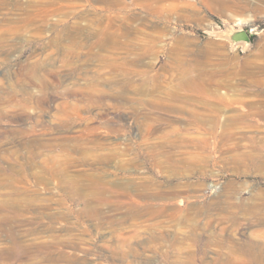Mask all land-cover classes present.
<instances>
[{
  "label": "rangeland",
  "instance_id": "374dc122",
  "mask_svg": "<svg viewBox=\"0 0 264 264\" xmlns=\"http://www.w3.org/2000/svg\"><path fill=\"white\" fill-rule=\"evenodd\" d=\"M8 263L264 264V0H0Z\"/></svg>",
  "mask_w": 264,
  "mask_h": 264
},
{
  "label": "water",
  "instance_id": "95a60500",
  "mask_svg": "<svg viewBox=\"0 0 264 264\" xmlns=\"http://www.w3.org/2000/svg\"><path fill=\"white\" fill-rule=\"evenodd\" d=\"M222 35L233 44L241 42L244 46H249L252 42V34L246 27H230L223 30Z\"/></svg>",
  "mask_w": 264,
  "mask_h": 264
},
{
  "label": "bare ground",
  "instance_id": "6f19581e",
  "mask_svg": "<svg viewBox=\"0 0 264 264\" xmlns=\"http://www.w3.org/2000/svg\"><path fill=\"white\" fill-rule=\"evenodd\" d=\"M104 1H106V0H104ZM38 245H39V244H38ZM47 245H48V244L46 243V245H45V246L47 247ZM52 247H53V246H52ZM5 254H6V253H5ZM8 258H9V257H8ZM8 264H11V263H8Z\"/></svg>",
  "mask_w": 264,
  "mask_h": 264
}]
</instances>
